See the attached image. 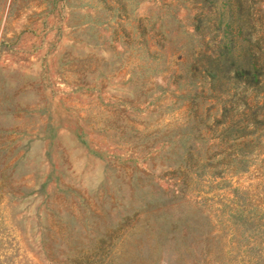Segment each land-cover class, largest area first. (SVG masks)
Segmentation results:
<instances>
[{"label": "rangeland", "instance_id": "rangeland-1", "mask_svg": "<svg viewBox=\"0 0 264 264\" xmlns=\"http://www.w3.org/2000/svg\"><path fill=\"white\" fill-rule=\"evenodd\" d=\"M237 1L0 0V264H264V130L236 171L194 69Z\"/></svg>", "mask_w": 264, "mask_h": 264}, {"label": "trees", "instance_id": "trees-1", "mask_svg": "<svg viewBox=\"0 0 264 264\" xmlns=\"http://www.w3.org/2000/svg\"><path fill=\"white\" fill-rule=\"evenodd\" d=\"M237 4L244 12L241 19L245 31L243 46L236 47L234 35H215L214 47L201 54L194 66L196 72L202 71L209 77L213 98L223 104V113L215 120L214 127L223 126L219 139L226 145L227 155L240 158L236 171L244 163L237 152L253 144L248 139L253 138L256 131L264 130L263 21L253 20L243 0H238Z\"/></svg>", "mask_w": 264, "mask_h": 264}]
</instances>
